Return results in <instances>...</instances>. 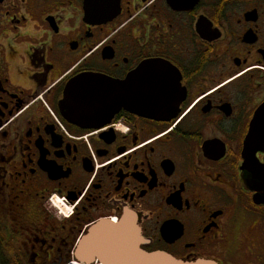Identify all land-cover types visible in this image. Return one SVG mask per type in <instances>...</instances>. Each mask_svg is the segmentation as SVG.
Segmentation results:
<instances>
[{
  "label": "flooded vegetation",
  "instance_id": "flooded-vegetation-1",
  "mask_svg": "<svg viewBox=\"0 0 264 264\" xmlns=\"http://www.w3.org/2000/svg\"><path fill=\"white\" fill-rule=\"evenodd\" d=\"M137 69L174 111L63 117L71 79ZM125 211L148 252L264 264V0H0V264H85Z\"/></svg>",
  "mask_w": 264,
  "mask_h": 264
},
{
  "label": "water",
  "instance_id": "water-1",
  "mask_svg": "<svg viewBox=\"0 0 264 264\" xmlns=\"http://www.w3.org/2000/svg\"><path fill=\"white\" fill-rule=\"evenodd\" d=\"M142 75L141 69L125 80L95 73L78 75L65 85L61 113L68 122L84 129H99L108 125L122 109L152 118L174 111L160 107V101L156 99L159 94L150 93L140 85L142 79H153L150 75ZM142 244L136 216L125 211L117 222L101 221L90 227L79 240L73 255L81 263L96 260L100 264H217L206 259L183 261L164 252H148Z\"/></svg>",
  "mask_w": 264,
  "mask_h": 264
},
{
  "label": "snow or ice",
  "instance_id": "snow-or-ice-1",
  "mask_svg": "<svg viewBox=\"0 0 264 264\" xmlns=\"http://www.w3.org/2000/svg\"><path fill=\"white\" fill-rule=\"evenodd\" d=\"M163 71V70H162Z\"/></svg>",
  "mask_w": 264,
  "mask_h": 264
}]
</instances>
